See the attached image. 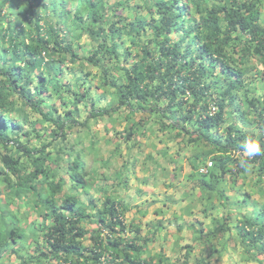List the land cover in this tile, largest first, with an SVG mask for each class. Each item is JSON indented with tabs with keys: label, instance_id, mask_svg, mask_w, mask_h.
Here are the masks:
<instances>
[{
	"label": "trees",
	"instance_id": "trees-1",
	"mask_svg": "<svg viewBox=\"0 0 264 264\" xmlns=\"http://www.w3.org/2000/svg\"><path fill=\"white\" fill-rule=\"evenodd\" d=\"M74 29L84 45L73 42ZM256 66L262 69L251 87L245 74ZM88 78L108 98L103 107H94ZM263 78L264 0H0V186L7 206L34 199L45 243L24 264H218L230 246L244 263L264 264V155L249 159L240 147L249 136L264 147ZM257 85L260 97L250 95ZM103 119L123 120L114 133L123 143L139 142L156 125L167 143L189 150L185 211H199L208 223L184 220L177 230L191 231L201 252L214 242L204 256L191 261L192 245L179 247L173 260L162 251L150 255L161 227L145 238L125 222L130 207L118 192L135 161L115 173L114 189L96 188L99 205L90 197L97 179H106L95 165L103 166L91 126ZM137 148L131 155L142 153ZM242 158L247 169L238 166ZM247 171L257 177L250 192ZM162 179L180 182L175 171ZM247 204L251 210L240 214ZM229 205L237 208L226 215ZM19 224L2 223L0 253L26 241Z\"/></svg>",
	"mask_w": 264,
	"mask_h": 264
},
{
	"label": "rangeland",
	"instance_id": "rangeland-1",
	"mask_svg": "<svg viewBox=\"0 0 264 264\" xmlns=\"http://www.w3.org/2000/svg\"><path fill=\"white\" fill-rule=\"evenodd\" d=\"M141 11V12H140ZM48 13V12H47ZM46 13V14H47ZM140 15H146L144 10H138ZM51 17L47 15L46 20L48 21ZM63 30H66L63 27ZM76 34H78V30L74 29L71 31L73 42L75 45H84L86 43L85 38H81L79 41L75 38ZM176 39L175 37H173ZM257 67V66H256ZM253 67L252 71H248L245 74V82L250 84L251 87L256 85L257 78L253 77L255 71H260L262 67ZM95 72V70L93 69ZM216 75H218V70L215 71ZM65 78H69L68 74L65 75ZM209 80V78H208ZM262 86L264 87V78L261 80ZM90 85V96L93 100H95V108L103 107L108 98L99 97L100 89L97 88L98 79L95 78L93 80L87 79L86 86ZM257 88L252 94V96L260 97L262 94V89L257 85ZM243 94V88H240V92L236 93L237 97L241 98ZM238 98V99H239ZM100 99V100H99ZM78 115L77 119L83 120V117L86 116V112L83 109L82 104H78ZM30 118L33 119L32 112H29ZM251 116L250 114L245 115V117ZM124 122L122 121H114L113 124L108 120H100L95 125H92V130L94 133L98 134L97 139V159L102 162V165L97 162L95 165L99 169V175H104L106 178L103 180L102 178L97 179V186L90 190V197H93L96 201H98V205L103 201L102 195L96 194V188L101 185L106 184L107 189L109 187H113L115 184L114 175L115 173L122 172V167L125 162H134L133 167L129 166L130 177L128 180V184L124 190H120V197L123 199L124 205L127 204L130 207V210L126 212L124 215V220L126 223L134 221L135 225H138L142 231L141 236L147 237L151 236L153 227L160 226L161 230L154 233L152 242L148 243V250L150 255L157 254L160 251L165 253L166 257H169V260H173L176 256H178L181 251L178 249L182 248L184 245H192V258L191 261L196 258L204 256L207 249H209L213 244H208L204 251L202 245L199 243L191 242L192 234L189 230H184L178 232L177 226L183 222L184 220L188 223L198 221L203 224L208 223V219H205L203 216L199 215V211L194 213L193 216H189L186 214L185 208L187 204V200L183 199L182 193L186 192L185 186H189L190 182L186 181L185 176L191 172L190 163L188 162L189 150L184 149L179 152V149L171 142H168L167 135L160 133L157 131V126H152V133H146L143 137L139 139V142L134 143V141H129L128 143H123L122 139L114 133H120L123 130ZM113 128V130H112ZM244 129L249 130L250 127H244ZM106 130L111 131L107 133ZM79 135L81 134L78 132ZM35 142V141H33ZM140 144L143 148V151L140 155H131L133 150L138 149L137 145ZM151 155L152 160L145 159L146 156ZM131 156L135 159H131ZM88 162H91V159H87ZM106 163L107 165H104ZM158 164V165H156ZM174 164H176L177 169H173ZM163 167L164 171H161L159 166ZM173 165V166H172ZM156 166H158L156 168ZM166 168V169H165ZM179 169V171H178ZM177 173L180 182L178 183L176 180L172 179V183H168L167 181L162 182L163 176L166 174L170 176L174 173ZM248 178L246 180L245 189L252 190L253 183H257L256 178L254 177V173L247 171ZM155 176L156 178L151 179L150 177ZM147 181V182H146ZM186 187V188H187ZM114 189V187H113ZM118 190V189H117ZM142 191L141 193H138ZM121 191V192H120ZM228 192V190H227ZM226 192V193H227ZM227 195H232V191L228 192ZM252 198L259 201L257 195H252ZM4 197H0V208L5 211L8 209L10 216H8L7 221L11 222L14 218L18 219L23 234L27 237L26 241H21V243L15 247L20 250L17 254H11L9 251H6L3 256V264H24L25 261H28V256L34 255V249L36 247L35 243H39L40 245H44V241L42 238L41 228L39 226L40 218L38 216L35 217L37 213V209L32 207L28 202L24 204H18V201L13 199L11 203L6 206L3 202ZM83 206L89 207L84 198H82ZM196 206V204H195ZM197 205L196 207H198ZM183 207V208H182ZM236 205H229L226 213L228 211H232V209H236ZM250 207L248 205L244 206V209L240 211V213H245L248 211ZM182 210V212H181ZM159 211V212H158ZM161 211V212H160ZM223 211L221 208L217 211V215H221ZM14 217V218H13ZM35 217V218H34ZM30 223V224H29ZM29 224V225H27ZM46 224V223H45ZM27 225V226H26ZM198 227L197 224H195ZM230 225V224H229ZM229 227V226H228ZM91 228H93L91 226ZM151 229V230H150ZM227 236V234H226ZM225 236V237H226ZM87 243V242H86ZM178 245L174 249V246ZM215 245V244H214ZM175 251V252H173ZM2 262V261H1ZM213 261L210 262L212 264ZM30 264V263H28ZM34 264V263H33ZM218 264H247L240 260V252L235 248V251L230 247H228L227 254L221 256L219 258ZM255 264V263H248Z\"/></svg>",
	"mask_w": 264,
	"mask_h": 264
},
{
	"label": "clouds",
	"instance_id": "clouds-1",
	"mask_svg": "<svg viewBox=\"0 0 264 264\" xmlns=\"http://www.w3.org/2000/svg\"><path fill=\"white\" fill-rule=\"evenodd\" d=\"M241 150H242V152L243 153H246L247 154V157L249 158V159H251V158H254V157H257V156H261V155H264V147H262V145H261V142L259 141V140H257V139H255V138H253L252 136H249V137H246L245 138V140H244V142L241 144ZM207 163H210V162H207ZM207 163H206V165L205 166H203V167H201V168H199V173H201L200 172V169H203V168H206V170H207V168L208 167H210V166H207ZM211 165V164H210ZM238 166L240 167V168H242V169H247V167L249 166V160L248 159H241L240 161H238ZM204 173H206V171L204 172ZM204 173H202V174H204ZM246 190V189H245ZM4 191H5V188H4V184H2L1 186H0V197L1 196H5V193H4ZM249 192H250V190H248ZM4 194V195H3ZM15 199V198H14ZM16 201H18L17 199H15ZM26 202H28V204H31L32 205V207H33V209H34V199L33 198H29L28 199V201H27V199H25V201H24V203H26ZM24 203H20L19 201H18V204H24ZM248 206H249V204H247ZM7 206V205H6ZM1 208V207H0ZM2 209V208H1ZM0 209V216L3 214V213H5L4 214V216H2V218H4L5 219V221L4 222H2L3 224L5 223L6 225H9L10 224V222H8L7 221V218H8V216H10V214H9V211H8V209L7 210H5V211H3V210H1ZM242 209H244V207H242ZM241 209V210H242ZM240 210V211H241ZM251 210V208L248 210V211H250ZM231 211V210H230ZM232 211H234L233 209H232ZM232 211H231V213H232ZM240 211H239V213H240ZM247 212V211H246ZM240 214H242V213H240ZM226 215H229V214H227L226 213ZM14 218V217H13ZM14 219H16V218H14ZM1 220V219H0ZM16 220H18V219H16ZM19 221V220H18ZM2 223L0 224V231H3V229L5 228V227H3L2 226ZM20 223V222H19ZM46 225H49L48 223H46ZM19 226H21V225H19ZM22 229V228H21ZM42 238H43V233H42ZM44 241V240H43ZM21 243V242H20ZM20 243H17V244H15V245H19ZM36 244V246L38 245V246H40V247H44V245H45V243H44V245L42 246V245H40L39 243H35ZM15 245H12V246H10V245H8L7 246V250L6 251H9L11 254H17V252L20 250L18 247L16 248L15 247ZM12 250H14L15 252H12ZM5 250H3L1 253H0V264H3V262H4V260H3V256H4V254H5V252H6ZM35 251H36V247H35V249H34V255H35ZM30 256H32V255H30ZM2 261V262H1Z\"/></svg>",
	"mask_w": 264,
	"mask_h": 264
},
{
	"label": "built area",
	"instance_id": "built-area-1",
	"mask_svg": "<svg viewBox=\"0 0 264 264\" xmlns=\"http://www.w3.org/2000/svg\"><path fill=\"white\" fill-rule=\"evenodd\" d=\"M215 109L214 108H211L210 110V114L214 113ZM207 166H210V163H207ZM206 171V168H203V169H200V172L201 173H204Z\"/></svg>",
	"mask_w": 264,
	"mask_h": 264
}]
</instances>
